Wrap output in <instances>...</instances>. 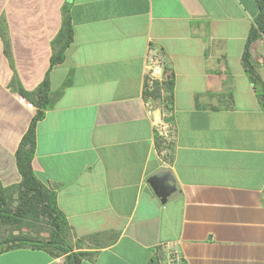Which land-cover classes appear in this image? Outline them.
<instances>
[{"label": "crops", "instance_id": "crops-1", "mask_svg": "<svg viewBox=\"0 0 264 264\" xmlns=\"http://www.w3.org/2000/svg\"><path fill=\"white\" fill-rule=\"evenodd\" d=\"M264 2V0H263ZM257 0H0V183L21 181L16 151L36 107L18 91L45 76L51 107L32 166L57 194L79 264H264V107L243 54ZM67 18L72 41L63 45ZM165 54L175 140L162 155L145 105L146 55ZM264 81V36L251 45ZM159 106V103H156ZM174 179L165 202L149 179ZM0 264H67L20 247Z\"/></svg>", "mask_w": 264, "mask_h": 264}, {"label": "trees", "instance_id": "trees-1", "mask_svg": "<svg viewBox=\"0 0 264 264\" xmlns=\"http://www.w3.org/2000/svg\"><path fill=\"white\" fill-rule=\"evenodd\" d=\"M257 2L260 12L249 33L243 63L247 75L259 92L258 96L264 107V81L257 72L251 53L252 43L264 36V2L263 0ZM72 32V26L67 18L57 37V41H63V45L59 46L51 57V67L64 60L65 50L72 41ZM18 91L36 107V111L16 151L22 179L19 183L10 186H3L0 183V221L19 230L17 234H14L13 230L7 238L0 240V254L20 247L43 248L53 255L66 254L67 264H79L89 252L74 251L67 239L68 221L58 206L57 194L36 176L32 166L36 149L37 124L44 118L52 102L49 75L45 76L35 91H27L20 86ZM15 194L16 204L13 205L12 197ZM37 226H40V229L33 234ZM24 228L30 232H23ZM43 231L47 233L46 236L40 235Z\"/></svg>", "mask_w": 264, "mask_h": 264}, {"label": "built area", "instance_id": "built-area-1", "mask_svg": "<svg viewBox=\"0 0 264 264\" xmlns=\"http://www.w3.org/2000/svg\"><path fill=\"white\" fill-rule=\"evenodd\" d=\"M168 62L162 50L149 48L146 55V72L144 84L145 105L149 111L161 110L154 118L155 133L159 141L162 155L165 156L175 140L176 128L174 124V101L169 85L173 81L172 72L168 69ZM159 103L157 106L156 103ZM184 258L170 251L165 261L158 264H184Z\"/></svg>", "mask_w": 264, "mask_h": 264}, {"label": "water", "instance_id": "water-1", "mask_svg": "<svg viewBox=\"0 0 264 264\" xmlns=\"http://www.w3.org/2000/svg\"><path fill=\"white\" fill-rule=\"evenodd\" d=\"M150 184L155 192L161 197L162 202H165L172 192L171 182H174L173 176L169 172H159L154 174L149 179Z\"/></svg>", "mask_w": 264, "mask_h": 264}, {"label": "rangeland", "instance_id": "rangeland-1", "mask_svg": "<svg viewBox=\"0 0 264 264\" xmlns=\"http://www.w3.org/2000/svg\"><path fill=\"white\" fill-rule=\"evenodd\" d=\"M16 198H17V195H13L12 197V202H13V205L16 204ZM14 227L10 224H5L3 223L2 221H0V240H3L4 238H7L14 230V234H17L19 232V230H16V229H13ZM40 229V226H37L35 228V230L33 231V234H36L35 231H38ZM23 232H30L27 228H24L23 229ZM41 236H46L47 233L45 231H43L41 234Z\"/></svg>", "mask_w": 264, "mask_h": 264}]
</instances>
